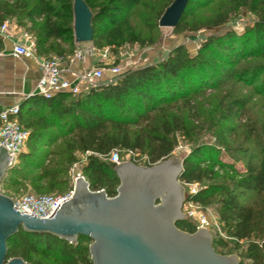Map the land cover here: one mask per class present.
Segmentation results:
<instances>
[{
    "label": "trees",
    "instance_id": "16d2710c",
    "mask_svg": "<svg viewBox=\"0 0 264 264\" xmlns=\"http://www.w3.org/2000/svg\"><path fill=\"white\" fill-rule=\"evenodd\" d=\"M74 1L0 0V25L10 21L23 29L44 61L72 57ZM83 1L92 14L94 48L154 44L131 21L144 0ZM174 1L168 0L157 16L158 26ZM213 1L190 0L173 30L195 33L224 27L244 11L258 20L242 33L224 30L208 37L194 55L179 46L163 62L124 72L117 83L79 95L35 96L23 102L19 122L30 133L28 151L1 185L8 189L28 184L38 195H64L73 190L70 167L76 155L83 154V177L90 191L114 198L120 181L109 162L112 152L130 154L131 163L151 168L168 161L181 138L191 145V152L182 161L179 182L202 188L188 200L213 209L231 239L213 238L216 253L236 254L240 264H264V247L256 242L264 241V0H230L231 7L200 25L196 10ZM176 227L197 232L190 221ZM90 243L80 238L71 244L20 229L8 242L7 260L92 264Z\"/></svg>",
    "mask_w": 264,
    "mask_h": 264
},
{
    "label": "water",
    "instance_id": "95a60500",
    "mask_svg": "<svg viewBox=\"0 0 264 264\" xmlns=\"http://www.w3.org/2000/svg\"><path fill=\"white\" fill-rule=\"evenodd\" d=\"M190 0H175L159 21L162 29H175ZM75 44H91L92 14L83 0H75ZM11 170L6 150L0 147V184ZM120 181L117 195L92 192L83 177L72 198L48 220L17 211L11 198L0 191V264H27L7 260L8 242L20 229L33 235H51L77 244L89 239L92 264H240L236 255H220L207 229L194 234L176 224L188 221L183 213L186 190L179 182L183 164L175 159L151 168L124 162L114 168Z\"/></svg>",
    "mask_w": 264,
    "mask_h": 264
},
{
    "label": "rangeland",
    "instance_id": "374dc122",
    "mask_svg": "<svg viewBox=\"0 0 264 264\" xmlns=\"http://www.w3.org/2000/svg\"><path fill=\"white\" fill-rule=\"evenodd\" d=\"M168 0H144L142 6L135 10L131 17V21L135 27V30L140 32L146 39H153L154 44L145 47L140 46H123L119 49H103L98 50L94 48L98 55L106 54V64L104 67L107 72L114 66L122 67L124 72L129 70H134L138 68H143L151 65H156L163 62L177 47L184 46L191 55L198 52L204 40L208 37H216L224 30H233L235 32L242 33L247 28L251 27L258 20L257 17L250 11H244L241 15L233 18L229 23L220 28H209L206 27L199 32L195 33H179L175 32L173 29H162L158 26L157 16L162 14L164 8L167 6ZM231 7L230 0H214L209 6L196 10L195 21L200 25L206 23L209 19L214 17L218 11L227 10ZM91 44L77 45L75 50L78 48H87ZM92 46V45H91ZM93 47V46H92ZM64 49L69 52L70 48L68 45H64ZM76 52V51H75ZM69 57H58L53 56L52 61H61L62 59ZM113 64V65H112ZM64 66L63 64L61 65ZM96 67H98L96 65ZM95 67V68H96ZM110 75L107 73L106 78ZM179 144L172 154L171 159L182 162L184 158L190 154L191 145L182 141L178 138ZM62 144H57L53 150H58ZM58 148V149H57ZM27 148L25 153L27 152ZM123 160H129L131 162V155L121 153ZM145 157H142L141 164H143ZM87 163L86 155L77 154L76 162L70 167L69 177H70V187H74V177L77 175L83 176V169ZM159 165V164H158ZM116 167V166H114ZM143 167V166H140ZM22 181V180H21ZM186 195H187V188ZM0 191L2 194L7 193L9 196L18 197L27 194H36L32 191L30 185L16 186L5 188L0 184ZM67 194V193H66ZM54 195V194H48ZM62 194H55L54 196H61ZM65 195V194H64ZM10 198V197H9ZM200 207V206H199ZM201 208V207H200ZM185 209V206H184ZM202 209V208H201ZM204 214L208 217L210 222L209 232L214 239H223L230 242L231 239L222 230V225L219 223V218L213 209H203ZM260 246L264 247V241H256ZM92 243L88 244L91 245ZM244 247H246L244 245ZM236 255V254H235ZM230 256V255H226ZM237 256V255H236ZM244 264H252L250 261H244Z\"/></svg>",
    "mask_w": 264,
    "mask_h": 264
},
{
    "label": "built area",
    "instance_id": "2783aa9c",
    "mask_svg": "<svg viewBox=\"0 0 264 264\" xmlns=\"http://www.w3.org/2000/svg\"><path fill=\"white\" fill-rule=\"evenodd\" d=\"M16 31L17 28L10 21H5L0 25V39L18 37L14 42L13 55L17 58L32 56L21 40L25 39L27 35L23 32L22 36H17L15 34ZM96 53L97 51L91 45L87 48H78L72 56V60L83 63L87 60H98L101 58L100 60L105 61L106 64V54L103 52L101 53L103 54L102 56L98 55L96 57ZM41 63L42 77L38 82V88L41 96L45 99H50L54 95L61 93L79 95L100 85L117 83L124 74L120 66H114L108 72L104 67L99 66L91 72L78 77V83L73 84L63 77L61 61H42ZM107 73L110 75L109 78H106ZM81 85L86 87L85 91L82 90ZM19 115L20 109L17 106L0 110V147L6 150L11 169H14L18 165L19 159L25 153L30 138L29 131L19 122ZM109 162L113 166H118L124 162H129V160L124 161L120 152L114 151L109 157ZM79 177L83 176L80 174L74 177V183ZM186 188L187 195L184 203L185 209L183 206V213L188 221L195 225L197 230L207 229L209 231L210 222L204 214L203 209L188 200L189 197L197 195L202 188L198 185H188ZM72 195L73 190L61 196L27 194L11 197V199L14 202L15 209L20 213L29 217L48 220L56 215L62 205L72 198Z\"/></svg>",
    "mask_w": 264,
    "mask_h": 264
},
{
    "label": "crops",
    "instance_id": "0c3cea01",
    "mask_svg": "<svg viewBox=\"0 0 264 264\" xmlns=\"http://www.w3.org/2000/svg\"><path fill=\"white\" fill-rule=\"evenodd\" d=\"M11 23L17 28L15 33L17 36L23 32L26 34L14 22ZM16 38L18 37L0 39V110L15 106L19 107L30 98L41 96L38 82L42 77L41 62L44 59L36 56L34 41L29 35L21 40L32 56L15 57L13 46ZM100 59L87 60L83 63L74 62L72 57L62 59L61 63L64 65L62 67L63 77L73 84L78 83V77L91 72L96 65L101 67L105 64V61L103 62ZM81 88L83 91L86 89L83 85H81Z\"/></svg>",
    "mask_w": 264,
    "mask_h": 264
}]
</instances>
